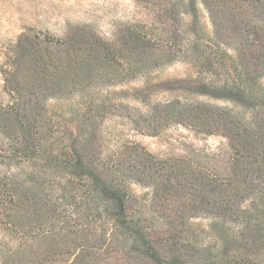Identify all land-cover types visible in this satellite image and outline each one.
I'll list each match as a JSON object with an SVG mask.
<instances>
[{
	"label": "trees",
	"instance_id": "obj_1",
	"mask_svg": "<svg viewBox=\"0 0 264 264\" xmlns=\"http://www.w3.org/2000/svg\"><path fill=\"white\" fill-rule=\"evenodd\" d=\"M235 1L200 0L216 50L200 49L205 74L189 87L250 116L178 101L159 111L162 119L223 136L235 155L226 178L215 164L208 169L180 158L159 159L135 144L103 160L91 133L57 139L45 126L44 100L71 93L96 67L110 69L108 46L87 27L76 28L65 40L48 39L69 46L75 56L56 63L38 49L36 37L16 42L4 79L14 102L0 106V264H264V2L220 8ZM186 5L195 19L196 0ZM162 12L165 19L180 16L174 4ZM129 37L146 49L145 36ZM200 44H193L194 51ZM155 50L157 64L177 58L176 52ZM136 51L126 59L139 63V71L147 62ZM133 72L114 76L126 79ZM225 74L217 83L215 77ZM59 75L65 83L56 82ZM51 171L58 178L44 177ZM127 181L151 189L144 214L130 211L138 200ZM200 217L208 221L202 230L192 223Z\"/></svg>",
	"mask_w": 264,
	"mask_h": 264
},
{
	"label": "rangeland",
	"instance_id": "obj_2",
	"mask_svg": "<svg viewBox=\"0 0 264 264\" xmlns=\"http://www.w3.org/2000/svg\"><path fill=\"white\" fill-rule=\"evenodd\" d=\"M236 2L242 4L241 0L228 6L221 2L220 8L230 9ZM186 3L187 0H0V106L6 108L14 102L4 79L12 68L16 42L24 43L25 37L30 43L36 37L38 49L45 57L56 63H67L75 58L69 46L59 47L48 43V39L65 40L76 28L87 27L107 44L110 69L102 71L96 67L92 73L88 71L92 77L78 83L79 87L71 93L44 100L45 126L53 135L60 139L65 134L87 136L91 133L95 137L93 148L100 152L103 160H108L121 147L135 144L159 159L180 158L195 167H200L199 163L208 169L215 164L217 172L226 178L228 162L235 155L223 136L208 135L169 118L162 119L164 113L159 112L163 105L178 101L211 104L250 116L249 111L230 101L197 95L189 87V81L199 80L205 74L198 59L200 49L212 53L216 46L210 42L212 25L203 4L196 0L194 19ZM173 4L180 12L177 21L159 15ZM249 20L256 22L252 16ZM130 32L145 36L146 49L131 42ZM196 41L201 44L194 51L192 46ZM158 47L176 52V60L157 64L159 55L155 48ZM133 48L139 53L136 56H144L147 62V67L139 71H135L139 63L133 59L129 63L126 59V55L134 53ZM24 67H27L26 62ZM129 69L134 72L126 79L114 76L123 75ZM107 73L110 74L102 76ZM226 76L215 77L216 82H222ZM60 78L59 75L56 82L65 83L66 79L59 81ZM154 117L159 120L153 121ZM13 167L16 168L15 164ZM44 177L58 178L52 171ZM127 184L138 200L132 203L130 211L135 215L144 214L148 209L143 203L150 198L151 189L133 181ZM164 210L174 214L172 208ZM192 223L202 230L208 221L200 217Z\"/></svg>",
	"mask_w": 264,
	"mask_h": 264
}]
</instances>
